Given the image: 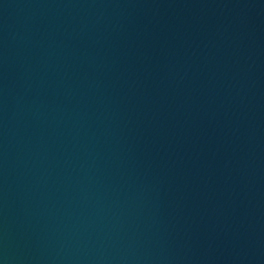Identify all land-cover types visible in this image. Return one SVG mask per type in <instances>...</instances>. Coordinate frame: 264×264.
Returning <instances> with one entry per match:
<instances>
[{
  "label": "water",
  "instance_id": "95a60500",
  "mask_svg": "<svg viewBox=\"0 0 264 264\" xmlns=\"http://www.w3.org/2000/svg\"><path fill=\"white\" fill-rule=\"evenodd\" d=\"M0 264H264V0H0Z\"/></svg>",
  "mask_w": 264,
  "mask_h": 264
}]
</instances>
